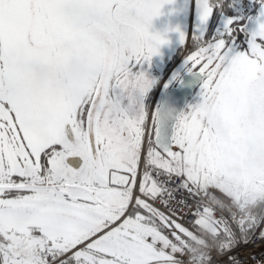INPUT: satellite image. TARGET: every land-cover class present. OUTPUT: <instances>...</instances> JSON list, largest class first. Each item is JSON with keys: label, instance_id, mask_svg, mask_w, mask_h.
<instances>
[{"label": "snow or ice", "instance_id": "6c2138e0", "mask_svg": "<svg viewBox=\"0 0 264 264\" xmlns=\"http://www.w3.org/2000/svg\"><path fill=\"white\" fill-rule=\"evenodd\" d=\"M257 2L256 16L229 17L205 40L222 0H195L198 50L185 64L201 78L202 102L169 136L158 110L146 127L153 81L133 69L169 42L150 28L174 0H0V264L176 259L164 229L180 238L185 228L149 203L173 195L161 177H183L191 193L198 163L240 126L264 145ZM173 31L185 44L189 33ZM261 220L241 215L234 224L247 231ZM226 239L220 250L234 242L230 225Z\"/></svg>", "mask_w": 264, "mask_h": 264}, {"label": "flooded vegetation", "instance_id": "af4514ba", "mask_svg": "<svg viewBox=\"0 0 264 264\" xmlns=\"http://www.w3.org/2000/svg\"><path fill=\"white\" fill-rule=\"evenodd\" d=\"M213 2L215 3L216 0H213ZM228 5V0H222L221 5L217 7L216 10H214L213 15L207 22L206 28H208V30H206V36L204 37L205 40L212 38L217 30L222 27L225 19L229 17L241 16L254 17L259 12V10L256 12L250 10L247 13H243L241 10L239 11L234 8L235 6L233 2L230 3V6L233 8L232 10ZM162 13L163 14L161 16L153 20L150 31L165 34L169 42L162 45L159 53L155 55L164 59L165 64L163 69L160 68V70H157L155 73H145L147 78L153 81V84L144 97L143 101L145 109L148 111L146 127L148 125L149 115L152 108L151 105L155 99V96L158 94V98L155 102L156 107L153 113L157 111L163 93L167 92L169 89L177 88L184 77H189L193 74L195 76V73L190 72L185 64V59L198 50V44L192 38V33L194 34L198 30L200 23L195 0H174V3L165 5V7L162 9ZM176 28H179L180 31L185 32L186 34L189 33L185 44L180 43L179 33L173 31V29ZM237 36L240 43L243 44L244 34L238 33ZM150 68V63L145 62L143 65L134 68L133 71L146 72ZM201 89L202 81L196 88L193 89L190 97H188L186 100L185 107L182 112H186L190 110L191 107H195L197 104L202 102ZM151 127L152 122L148 127L149 130H151ZM237 128L241 130L243 126ZM253 143L251 144L252 146ZM252 146L249 147V150ZM213 147L215 150H217L216 144ZM215 150L212 156L210 155L211 152H209L205 155L203 161L198 163L199 182H226V178L223 175L218 174L213 168L212 160L214 159L213 156H215ZM258 203L259 205H263L264 199L259 200ZM250 215L257 217L258 213L256 211H249L248 216Z\"/></svg>", "mask_w": 264, "mask_h": 264}, {"label": "built area", "instance_id": "2783aa9c", "mask_svg": "<svg viewBox=\"0 0 264 264\" xmlns=\"http://www.w3.org/2000/svg\"><path fill=\"white\" fill-rule=\"evenodd\" d=\"M161 179L166 182V187L173 192V195L170 197L165 193L163 200L168 201L167 204L162 203L160 199L151 203L159 211L172 216L176 222L200 237L199 243L188 241L181 251H176V259L172 261L173 263L233 264L232 258H235L238 264H264V238L260 235H253L249 241L236 237L230 247L220 250L227 243L221 241L216 243L192 228L196 220L192 219L195 210L197 216L207 214L215 221L224 222L225 227L236 226L234 221L238 218L237 210L229 204H219L210 192L205 195L196 190L188 192L181 187L183 177L173 176L171 180L161 177Z\"/></svg>", "mask_w": 264, "mask_h": 264}, {"label": "rangeland", "instance_id": "374dc122", "mask_svg": "<svg viewBox=\"0 0 264 264\" xmlns=\"http://www.w3.org/2000/svg\"><path fill=\"white\" fill-rule=\"evenodd\" d=\"M235 4L242 3L243 8L238 9L243 13H247L251 10L252 4L258 5L256 0H232ZM228 6H230V0H228ZM261 5H259L258 10H260ZM236 8V7H234ZM207 27V25L205 26ZM208 30V28H206ZM148 63V62H147ZM151 68L144 73H155L160 68L164 67V59L153 56L149 62ZM148 113V111H147ZM147 122V120H146ZM255 140L254 137L247 134L243 128L240 130L234 128L230 130L225 136L217 141L216 147L218 149L219 157H214L212 160L213 168L217 171L218 174L223 175L226 178V182L223 183H212V182H198L195 186L202 192L211 191L217 193L224 200L231 202L237 210H239V216H247L249 211H256L259 213L260 208L264 205H259V200L264 199V171L258 174L254 178L247 177V169L244 166L245 155L251 144ZM215 148L213 147L210 151V155H213ZM221 161V164H220ZM216 173V174H217ZM264 213L262 211L259 216ZM201 231L200 228L196 227ZM232 232L235 235V238L238 236L247 237L244 241H249L253 230L255 228L249 229L247 231H242L240 226H232ZM172 228H165L164 233L169 236L173 232ZM220 239L226 238V232L222 229L220 230ZM219 239V240H220ZM215 240V239H214ZM172 241V240H171ZM174 245H177L176 243Z\"/></svg>", "mask_w": 264, "mask_h": 264}, {"label": "water", "instance_id": "95a60500", "mask_svg": "<svg viewBox=\"0 0 264 264\" xmlns=\"http://www.w3.org/2000/svg\"><path fill=\"white\" fill-rule=\"evenodd\" d=\"M199 80L200 79L182 81L179 87L163 94L158 111L161 118V127L163 128L166 135H171L172 131L174 130L178 114L184 106L183 103L185 99L190 95L191 90L199 84ZM180 94H183V97L180 103L177 105L175 102ZM249 152L250 153L247 155L245 160V167L247 169V177L252 178L264 168V148L259 145L257 141ZM258 161L259 163L256 165L255 163Z\"/></svg>", "mask_w": 264, "mask_h": 264}, {"label": "bare ground", "instance_id": "6f19581e", "mask_svg": "<svg viewBox=\"0 0 264 264\" xmlns=\"http://www.w3.org/2000/svg\"><path fill=\"white\" fill-rule=\"evenodd\" d=\"M234 4V3H233ZM234 6L236 7V9L238 8V9H240V8H243L244 7V5L242 4V3H240L239 5L237 4V3H235L234 4ZM237 9V10H238ZM196 79H200L199 80V84H200V82H201V78L197 75V74H195V76H194V74L193 75H191V76H186V77H184L182 80H181V82L182 81H189V80H196ZM180 82V83H181ZM180 83H179V85H180ZM198 84V85H199ZM179 87V86H178ZM174 89H176V88H172V89H169L168 91H171V90H174ZM194 89V88H193ZM193 89L191 90V92H190V95H191V93H192V91H193ZM167 91V92H168ZM166 93V92H165ZM164 94V93H163ZM163 94H162V97H161V99H160V103H161V101H162V98H163ZM190 95L188 96V97H190ZM182 97H183V94H180L179 95V97L177 98V100H176V102H175V104H179L180 103V101H181V99H182ZM188 97L185 99V101H184V103H183V108L181 109V111H180V113L178 114V116L181 114V112H182V110L184 109V107H185V103H186V100L188 99ZM157 98H158V94H157V96H156V98L154 99V101H153V103H152V108H151V111H150V115H149V121H148V125H147V128L149 127V125H150V123L152 122V114H153V112H154V109H155V102H156V100H157ZM160 103H159V105H160ZM174 104V105H175ZM158 105V106H159ZM160 107V106H159ZM158 107V108H159ZM158 110V109H157ZM177 122V121H176ZM176 124V123H175ZM148 130H149V128H148ZM258 140H255L254 141V143H253V146H254V144H255V142H257ZM258 143H259V145H261V143L258 141ZM252 146V147H253ZM263 148H264V145H261ZM252 147H251V149H252ZM250 149V150H251ZM249 150V151H250ZM247 152V155L250 153V152ZM246 155V156H247ZM215 157L217 158V157H219V154H218V149L217 150H215ZM247 158V157H246ZM246 158H245V160H246ZM260 159H261V157H260ZM260 159H259V161H260ZM259 161L257 162V163H255L256 165L259 163ZM220 164H221V161H220ZM244 166H245V162H244ZM262 171H264V168L261 170V171H259L258 172V174L259 173H261ZM258 174L257 175H255V176H253L252 178H254V177H256V176H258ZM193 190H196V191H200L201 193H203L204 195L206 194V193H208V192H210V194H212V196L213 197H215V199L219 202V204L220 203H222V204H229L230 205V207H232L233 209H235V210H237V208L231 203V202H229L228 200H224L222 197H220L217 193L215 194V193H213V192H211V191H205V192H202L201 190H199L196 186H194L193 187ZM152 201H149V203H151ZM152 205H153V203H152ZM153 207H154V205H153ZM237 212H238V217H240L239 216V210H237ZM166 215V214H165ZM248 216V215H247ZM251 216V215H250ZM261 216H264V213L261 215ZM258 217V216H257ZM199 219H208V220H210L211 222H213V223H215L216 225L217 224H220V226H221V229L224 231V232H226L227 231V228L228 227H225V223L224 222H219L218 220L217 221H215V220H213L210 216H208L207 214L206 215H199V216H197L196 217V220L193 222L194 224H196V222L199 220ZM219 227V226H218ZM192 228L194 229V231L195 232H198V233H201V234H203V235H205L204 233H202V232H200L197 228H195L194 226H192ZM263 229H264V220H261L259 223H258V225H257V227L255 228V230H253L254 232H252V236L253 235H255V234H258V235H260L261 234V232L263 231ZM219 231H220V228H219ZM184 235H186L187 234V237L185 238V239H182L181 237L180 238H176L175 236H173L172 235V232L169 234L170 235V244L172 245V246H174L175 247V249H176V251H181L182 249H183V247H185L186 246V243L188 242V241H192V242H194V243H199V241H200V237L197 235V234H194L191 230H189L188 228H186L185 227V231H184V233H183ZM206 237H208L209 239H211L212 241H215L213 238H211L209 235H205ZM251 236V237H252ZM261 236V235H260ZM239 237V236H238ZM174 238H176V240H174ZM239 238H241L242 240H245L247 237H243V236H240ZM234 239H235V235H234ZM172 240V241H171ZM220 241L221 242H224V243H228V241H227V239L226 238H223V239H220ZM177 244V245H174V244ZM170 264H175V263H173L172 261L170 262Z\"/></svg>", "mask_w": 264, "mask_h": 264}, {"label": "trees", "instance_id": "16d2710c", "mask_svg": "<svg viewBox=\"0 0 264 264\" xmlns=\"http://www.w3.org/2000/svg\"><path fill=\"white\" fill-rule=\"evenodd\" d=\"M232 2V0H230V3ZM258 5H255L254 3L252 4V8L251 10H253V12H256L259 8V3L257 2ZM233 9V8H232ZM264 211V205L260 208V211L258 213V216L260 215V213ZM196 227L200 228L202 233H205V234H208L211 238L215 239V240H218L220 239V235L222 233H220L219 231V227H218V224L216 225L215 223L211 222L210 220L208 219H199L197 222H196ZM254 232V231H253ZM177 234H179L177 232ZM182 239H185L187 237V234L184 235L182 234L180 236Z\"/></svg>", "mask_w": 264, "mask_h": 264}]
</instances>
